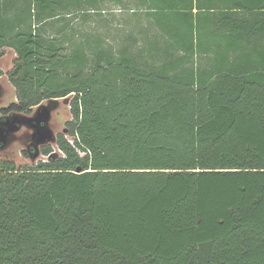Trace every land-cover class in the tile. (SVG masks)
<instances>
[{"label": "trees", "instance_id": "1", "mask_svg": "<svg viewBox=\"0 0 264 264\" xmlns=\"http://www.w3.org/2000/svg\"><path fill=\"white\" fill-rule=\"evenodd\" d=\"M100 1L0 0L1 112L72 96L45 159L0 160V264H264V0H141L140 45L43 32Z\"/></svg>", "mask_w": 264, "mask_h": 264}, {"label": "rangeland", "instance_id": "2", "mask_svg": "<svg viewBox=\"0 0 264 264\" xmlns=\"http://www.w3.org/2000/svg\"><path fill=\"white\" fill-rule=\"evenodd\" d=\"M141 0H103L98 2L96 9L85 6L81 9H56L54 15L58 18L44 24L43 32L49 37H61V44L64 51H70L77 43H87L86 46L101 44L104 47L112 45H129L131 37L137 38V45L141 43V36L144 34H159L160 31L153 26L146 16L147 6ZM36 14L37 9L33 7ZM33 12V11H32ZM13 10H8L4 16L11 17ZM67 13H70L69 15ZM217 15L215 14L214 17ZM32 28L38 29L39 23L32 20ZM39 26V27H38ZM139 37V38H138ZM139 47V46H138ZM4 54L0 58V84L3 89V96L0 100V111L10 103L16 101L15 89L7 79V72L13 67V61L17 58L13 49L4 46ZM138 49V48H136ZM196 63L203 62V59L195 57ZM72 96L57 101V107L51 112L49 127L56 136L66 133V123L71 120L69 102ZM42 104L48 105L47 102ZM31 131L22 127L20 131L12 135L8 146L0 150V160L14 163L17 167L22 165L34 166L40 159H45L41 154L36 159H31L27 153L29 135ZM68 139H70L68 137ZM54 147V143H50ZM41 148V147H40ZM55 149V148H54Z\"/></svg>", "mask_w": 264, "mask_h": 264}, {"label": "water", "instance_id": "3", "mask_svg": "<svg viewBox=\"0 0 264 264\" xmlns=\"http://www.w3.org/2000/svg\"><path fill=\"white\" fill-rule=\"evenodd\" d=\"M58 100H51L48 105H39L32 116L13 113L6 117L0 127V150L8 146L12 140V135L24 126L32 130L31 143L28 147L29 157L36 159L40 155V146L55 143V135L49 127L51 112L57 107ZM32 151V152H31ZM80 171V169H77Z\"/></svg>", "mask_w": 264, "mask_h": 264}, {"label": "flooded vegetation", "instance_id": "4", "mask_svg": "<svg viewBox=\"0 0 264 264\" xmlns=\"http://www.w3.org/2000/svg\"><path fill=\"white\" fill-rule=\"evenodd\" d=\"M0 72H1V71H0ZM1 75H2V73H0V76H1ZM6 76H7V74H6ZM2 96H3V89H2L1 84H0V100H1ZM48 102H49V101H48ZM48 102H47V103H48ZM40 105H44V104H40ZM38 106H39V105H38ZM38 106L34 107V108L32 109V111H31L29 114H25V113H19V114L26 115V116H32V115L36 112ZM1 110H2V109H1ZM13 113H16V112L2 113V112L0 111V127H2L3 129L5 128L4 126H2V123L4 122V120H5L6 117L11 116ZM50 119H51V118H50ZM49 122H50V121H49ZM22 127H24V126H22ZM22 127H20L18 131H20V129H22ZM26 128H27V127H26ZM28 129H30V128H28ZM18 131H17V132H18ZM30 131H31V133H30V135H29V141H30V143H31L32 130L30 129ZM17 132H15V133H17ZM30 143L28 144V147H29ZM40 147H43V146H40ZM4 149H5V148H4ZM39 151H40V148H39ZM31 152H32V151H31ZM27 154H28V156H29V150H28V148H27Z\"/></svg>", "mask_w": 264, "mask_h": 264}, {"label": "crops", "instance_id": "5", "mask_svg": "<svg viewBox=\"0 0 264 264\" xmlns=\"http://www.w3.org/2000/svg\"><path fill=\"white\" fill-rule=\"evenodd\" d=\"M194 1H195V0H193V3H194V9L192 10V13H193V14H195V13L197 12V9H196V7H195V2H194ZM199 1H200L202 4H207L209 0H199ZM201 11H203V13L208 12V14H209V12L214 13V14H219V13H221V12H219V11H221V10L218 11V10H216V9H215V10H208V11H207V10L205 11V10L202 9Z\"/></svg>", "mask_w": 264, "mask_h": 264}, {"label": "built area", "instance_id": "6", "mask_svg": "<svg viewBox=\"0 0 264 264\" xmlns=\"http://www.w3.org/2000/svg\"><path fill=\"white\" fill-rule=\"evenodd\" d=\"M68 141H69V143H70V144H73V141H72V139H68Z\"/></svg>", "mask_w": 264, "mask_h": 264}]
</instances>
